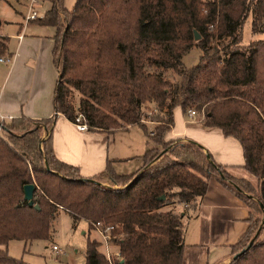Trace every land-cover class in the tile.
I'll return each instance as SVG.
<instances>
[{
    "label": "trees",
    "instance_id": "1",
    "mask_svg": "<svg viewBox=\"0 0 264 264\" xmlns=\"http://www.w3.org/2000/svg\"><path fill=\"white\" fill-rule=\"evenodd\" d=\"M48 1L34 21L53 28L54 113L72 122L77 111L89 131L137 125L147 149L133 173H116L107 160L101 172L83 178L54 156L53 118L2 119L0 264H27L5 245L47 239L59 209L85 220L88 230L101 222L120 235L112 264H181L183 218L196 209L210 178L248 210L247 227L225 264H264V38L241 43L247 17L251 33L264 32V0H75L69 10L62 0ZM194 47L198 60L187 67L182 57ZM175 106L234 138L255 183L229 175L192 140L165 141ZM28 183L37 209L22 199ZM98 245L86 238L84 264H109Z\"/></svg>",
    "mask_w": 264,
    "mask_h": 264
},
{
    "label": "crops",
    "instance_id": "2",
    "mask_svg": "<svg viewBox=\"0 0 264 264\" xmlns=\"http://www.w3.org/2000/svg\"><path fill=\"white\" fill-rule=\"evenodd\" d=\"M28 1L19 21L0 19V38H5V51L0 58L8 59L0 61V118H53L49 132L53 154L58 160L75 166L83 178H91L101 172L107 160L111 161L115 172L129 173L132 162L139 166L147 149L141 129L132 130V126H128L110 132H81L60 113H54L52 96L57 69L52 60L53 28L39 25L34 20L24 21ZM41 2V12L36 10L39 1L34 4L38 16L50 6L48 0ZM8 25L12 31L5 32L4 27ZM199 119L196 116L188 119L180 107L175 106L172 110L173 124L164 133L163 139L192 140L229 175L254 184V176L242 168L239 143L232 137L223 136L216 128L203 127ZM118 133H125V143L120 142L119 137L116 142L115 135L118 136ZM46 134L48 132H42L43 137ZM173 208L178 210L181 205H174ZM167 209L169 206H166ZM58 212L66 213L61 209ZM188 214V218H183L181 264H225L230 258V246L247 227L248 210L243 201L216 179L210 178L196 209L188 211ZM88 231L95 232L93 229ZM94 240L98 242L99 238ZM99 246L98 251L102 253ZM110 251H116V245L111 244Z\"/></svg>",
    "mask_w": 264,
    "mask_h": 264
},
{
    "label": "rangeland",
    "instance_id": "3",
    "mask_svg": "<svg viewBox=\"0 0 264 264\" xmlns=\"http://www.w3.org/2000/svg\"><path fill=\"white\" fill-rule=\"evenodd\" d=\"M38 1L39 4H37L36 10L37 12H41L43 10V5L41 0H37V2ZM25 2L26 0H0V19L6 21H19L21 19L20 14H24L26 11V7L24 6V4H26ZM74 2L75 0H62V5L69 10L72 8ZM45 3L47 5V1ZM42 14L43 13H41V15ZM4 31H12V27L8 25L7 27H4ZM261 38H264V32L251 33L250 17H247L241 28V43L246 44L251 40ZM199 54V49L195 47L192 48L182 57V63L187 67L194 65L198 60ZM149 110L148 116L153 112V110ZM199 115L201 117V114ZM146 124L150 129L152 124L149 121H146ZM131 128L132 130L141 129L137 125H132ZM118 134L120 136L115 135L116 142L119 137V141L125 143V133ZM0 135L4 137L3 133H0ZM133 136L134 138H137L136 135L133 134ZM131 138L133 139V137ZM128 141H130L129 138ZM135 165L137 164L132 162L129 173L139 167L138 165ZM99 182L104 186L108 185V182L105 179H100ZM162 209L165 210L166 206L162 207ZM95 232L88 231V226L83 219H77L74 221L67 213L57 212L51 221V231L47 239L9 240L5 245V250L9 256L20 258L27 264H84L86 238L98 239L97 232ZM51 244L56 245L63 254L56 256L51 250ZM99 247L101 251H103V246L100 245Z\"/></svg>",
    "mask_w": 264,
    "mask_h": 264
},
{
    "label": "built area",
    "instance_id": "4",
    "mask_svg": "<svg viewBox=\"0 0 264 264\" xmlns=\"http://www.w3.org/2000/svg\"><path fill=\"white\" fill-rule=\"evenodd\" d=\"M37 2V0H29L27 4V12L24 15V21H31L38 17L36 10L34 9V4ZM8 59H2L0 58V61H7ZM186 116L188 119H193L194 116H196V113L194 110L189 109L186 112ZM2 118H0V121ZM73 126L76 130L84 132L87 130L86 124L84 122L83 117L80 113L75 111L73 121ZM92 228L97 232V235L99 237V245L103 246V252L102 254L106 258L109 264H112L113 259H118V251L116 247V251H110V245L114 244V241H117L120 238V235H111L110 234V228L108 226H104L101 222H95L92 224ZM115 245V244H114ZM52 251L55 253L56 256H59L63 254L62 251H60L56 245L51 246Z\"/></svg>",
    "mask_w": 264,
    "mask_h": 264
},
{
    "label": "water",
    "instance_id": "5",
    "mask_svg": "<svg viewBox=\"0 0 264 264\" xmlns=\"http://www.w3.org/2000/svg\"><path fill=\"white\" fill-rule=\"evenodd\" d=\"M193 39L197 40L198 39V34L193 31ZM34 185L32 183H28L22 186V199L24 201H26L28 206H33V208L37 209V205L36 204H32V199H33V192H34ZM163 196H160V198H162ZM262 221H264V217L262 218ZM256 233L252 236V238L249 240V242L242 248L240 249L238 252L234 253L231 256V259L236 258L237 256H239L241 253H243L252 243L253 239L256 236ZM120 262H122V260H120Z\"/></svg>",
    "mask_w": 264,
    "mask_h": 264
}]
</instances>
